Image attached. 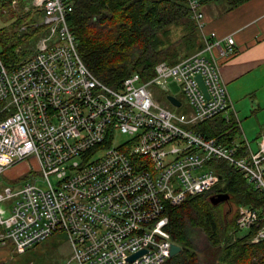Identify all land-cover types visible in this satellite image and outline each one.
Here are the masks:
<instances>
[{"label": "built area", "instance_id": "2783aa9c", "mask_svg": "<svg viewBox=\"0 0 264 264\" xmlns=\"http://www.w3.org/2000/svg\"><path fill=\"white\" fill-rule=\"evenodd\" d=\"M31 3L42 12L48 34L13 65L3 62L0 47V113L6 114L0 120V174L26 159L35 162L27 167L29 181L0 193V243L26 249L62 232L71 252L67 264H163L175 243L166 209L211 189L221 179L214 161L239 170L264 193V133L256 151L245 142L247 152L239 155L237 143L223 145L193 130L217 115L233 114L217 48L230 56L234 39L204 31L199 0L187 5L201 49L174 64L158 62L147 81L134 72L117 89L81 59L66 20L71 2ZM172 81L188 100L187 115L174 114L156 98ZM116 131L127 140L114 146ZM10 199L6 215L2 203ZM262 219L255 209L240 206L235 223L254 227L253 240L259 241Z\"/></svg>", "mask_w": 264, "mask_h": 264}, {"label": "trees", "instance_id": "16d2710c", "mask_svg": "<svg viewBox=\"0 0 264 264\" xmlns=\"http://www.w3.org/2000/svg\"><path fill=\"white\" fill-rule=\"evenodd\" d=\"M68 1L72 11L66 20L75 36L78 53L88 69L109 87L119 88L122 81L134 72L142 81L149 80L158 62L174 64L189 56V53L180 55L179 50L182 46L189 50L194 40L199 42L194 49L202 47L187 0ZM199 1L203 6L221 2L227 8H235L248 0ZM4 2L0 0V4ZM16 24L13 21L0 30L1 56L7 65L17 63L22 55L19 53L22 40L12 30ZM177 26H185L187 30H183V34L173 42L169 38L170 29ZM5 116V113H0V120ZM235 129L236 122L232 116L226 119L223 115L193 127L194 131L227 146L235 145ZM237 144L238 154H245L246 146L242 142ZM212 165L221 179L211 189L166 209L169 218L167 229L173 242L181 246V251L163 264H201L190 240L189 228L202 231L210 245L218 250L219 255L213 264H264V239L253 240L254 227L239 234L243 229L235 223L240 206L255 209L259 217L264 216V193L234 167L222 161H214ZM220 181H223L222 186ZM219 193H227L230 198L213 205L210 196ZM227 202L236 208L228 225L233 231L231 235L225 233L220 214V205Z\"/></svg>", "mask_w": 264, "mask_h": 264}, {"label": "rangeland", "instance_id": "374dc122", "mask_svg": "<svg viewBox=\"0 0 264 264\" xmlns=\"http://www.w3.org/2000/svg\"><path fill=\"white\" fill-rule=\"evenodd\" d=\"M4 1L5 2L3 4H0V30L8 27L13 21L17 22L15 29L12 30L17 32L18 36H20V39L22 40L19 49V53L22 54L19 60H22L33 52L34 46L40 37L48 34V27L44 25L42 27V12L39 9L33 7L31 0ZM183 30H187V28L185 26L172 27L169 34L170 40L175 42L181 36V34H183ZM27 34L30 36L27 37ZM197 37L199 38L200 43H203L198 29ZM193 43V47L189 48V50L183 46L180 47V55L189 53V56H191L201 49H194L196 45L199 44L197 40H194ZM169 92L175 95L181 101V106H173L167 101L166 95L169 94ZM156 98L160 103L168 106L169 109L176 115H187L191 110L186 96L181 91L179 84L175 81H172L168 84L167 92H163L161 94L159 92L156 95ZM242 133L243 132L240 133V131H235L233 133V139L235 142H239L240 140L244 139ZM247 139L251 143L252 148H255L257 143L259 144L260 141V139L256 140L251 137H247ZM126 140L127 137L124 134L116 131L113 136L112 145H121ZM101 154L102 152L95 154L94 157L96 158L101 156ZM29 163L35 165L33 160L29 161L26 159L13 169V171L10 173L11 175H0V191L5 189H8L7 191L16 190L20 188L21 185H23L26 181H29L30 174H28L29 169L27 168ZM49 179L53 185L56 183V178L54 176L51 175ZM222 184L223 181H220L219 185L222 186ZM10 201L11 200H8L4 205L7 206ZM221 203L222 202L218 204ZM220 206L221 221L224 231L228 235H231L233 231L229 230L228 225L231 222V216L233 215V211H236V208L230 202L223 203ZM229 210L231 211L229 212ZM6 211V215H9L11 212V210ZM0 228H2V226H0ZM242 233H244V229L239 231V234ZM189 237L194 251L198 255L200 263L213 264L216 261L215 259L218 257L219 253L216 248L210 245L204 233L199 229L189 228ZM70 254V247L68 245L66 235L62 232H55L46 240L26 249L17 247L8 241L3 244L0 243V264H67Z\"/></svg>", "mask_w": 264, "mask_h": 264}, {"label": "crops", "instance_id": "0c3cea01", "mask_svg": "<svg viewBox=\"0 0 264 264\" xmlns=\"http://www.w3.org/2000/svg\"><path fill=\"white\" fill-rule=\"evenodd\" d=\"M204 13L206 33L213 32L218 38L233 36V54L223 56V46L217 48L220 78L233 107L235 131L243 132L244 136L239 142L233 141L247 142L249 149L256 151L258 143L252 148L247 137L259 140L264 133V0H248L235 8H227L221 2H211L204 6ZM20 163L0 175H11ZM7 190L0 193L7 194ZM10 200L7 206L4 204L8 200L2 203L5 210L11 209L13 200Z\"/></svg>", "mask_w": 264, "mask_h": 264}, {"label": "water", "instance_id": "95a60500", "mask_svg": "<svg viewBox=\"0 0 264 264\" xmlns=\"http://www.w3.org/2000/svg\"><path fill=\"white\" fill-rule=\"evenodd\" d=\"M196 79L201 87V89L203 90L204 93H206V88H205V85L202 81V77L201 75H197L196 76ZM166 99L169 101V103L173 106H179L180 105V101L175 98L174 96L168 94L166 96ZM219 178H221L219 176ZM229 198V195L227 193H219V194H216V195H212L210 196V202L213 204V205H216L220 202H224V201H227ZM144 250L138 252V253H135L133 254L132 256H130L128 259L129 261L133 260L135 257H137L138 255H140L141 253H143ZM181 251V246L176 244V243H172L171 244V247H170V257L178 254L179 252Z\"/></svg>", "mask_w": 264, "mask_h": 264}]
</instances>
